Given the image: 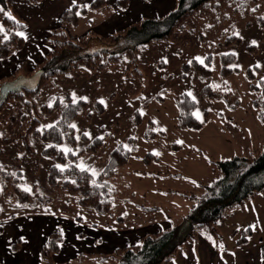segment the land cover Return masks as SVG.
Listing matches in <instances>:
<instances>
[{"label": "rangeland", "instance_id": "obj_1", "mask_svg": "<svg viewBox=\"0 0 264 264\" xmlns=\"http://www.w3.org/2000/svg\"><path fill=\"white\" fill-rule=\"evenodd\" d=\"M30 1L35 2V0ZM236 2L240 0H215L209 8L196 14L195 19L201 26L202 32L199 30L198 34L192 37L197 38L206 49L215 52L219 49L218 29L224 32L230 24L238 22V24L242 23L240 24L242 30L248 21L251 24L257 23L253 17L252 19L244 17L245 19L241 20L240 14H233ZM147 5L151 7L153 4L150 2ZM257 6L264 20V0H258ZM251 7H255V4ZM251 7L249 6V11ZM172 11L159 17L147 14L137 24L145 20L163 19ZM27 12L29 13L24 18L16 9V18L25 24L17 33L25 40L26 47L23 54L16 52L11 59L0 63V99L6 91L10 90L8 87L14 83L15 79L35 75L41 66L37 61L40 62L41 56L43 57L44 51L41 55L40 53L45 39L62 28L59 26L53 29V26L58 24L55 22L56 17L52 18L50 11H46L44 6L38 9L29 8ZM226 15L228 18L225 20ZM91 17L90 15L80 17L77 26L70 28L71 34L66 31L67 36L73 41H79L80 38L86 36L90 28L87 19ZM208 24L214 25L213 32L209 31V33L204 30ZM126 29L127 27L124 31ZM182 30L186 31L185 26ZM261 30L264 31V28ZM124 31L113 35L122 34ZM185 33L187 34H183L179 40L183 41L182 45L189 43L191 37L188 31ZM254 36L260 38L261 34L250 33L249 37ZM165 43L169 45H165V49L162 46L156 47L159 44L153 43L138 53L139 66L142 71L144 69L141 67L140 60L142 58L147 60L148 55H151L150 60H152L150 68L155 67L153 73L150 71L149 78L145 71L146 81L142 82L132 76H126L125 70L129 61L124 59L122 64L109 71L98 73L79 70L70 75H57L50 78L36 92L23 94L22 100H8L0 112V141L2 142L0 144V165L9 167L14 177L20 171L24 175L22 178L21 174V178L15 182L16 188L12 186L9 193L17 197H22L23 194L36 195L48 199L49 203L40 208L17 209L14 207L17 201L14 200L13 195L8 200L0 199V228H2L0 264H22V259H26L27 264H35L33 246L37 235L34 236V232L37 228L42 230L43 226L39 225L40 222L30 225L28 221L36 222L37 219L38 221L47 219L46 216H50L52 220L57 218V223L68 222L70 230H76V224H71L75 221H83L89 227L97 224L112 227L148 224L147 227H149L153 223L162 227V223L170 222L179 229L180 237L191 232L187 215L193 202L181 194L202 196L205 193L204 186L211 185L222 176L215 162L232 159L234 153L228 146L226 138L220 134L215 122L212 121L214 119H209L210 121L204 123L205 127L200 131L180 128L177 96L183 93L190 95V92L200 93L203 101L212 102L202 95V90L197 88L199 84L204 87L212 83V87L218 93H233V96L239 102L241 101L235 89L236 82L234 84L231 79L221 76L220 59H214L211 69L212 77L204 84L198 80L193 69L186 78L182 77V67L186 64L178 69L180 63L177 57L181 55L179 53L181 49L177 47L181 45L178 39L175 44L171 45V48L170 42ZM45 46L48 47L44 45V48ZM236 47H241V45ZM258 48H263L264 52V41L259 42ZM248 53L255 55L258 51L257 53L248 51ZM163 54H165L164 57H162ZM165 61L168 63V65L165 64L168 68L164 69L165 72L156 68L159 63L162 64ZM24 62L25 68L20 70L19 67H23ZM17 68L19 69L15 73L14 70ZM259 74L260 71L256 74L257 78L264 80ZM20 83L27 84V80ZM28 84L33 86L36 80L30 79ZM57 100L60 103L59 108L48 117L43 115L42 107H53ZM79 101H84L88 105L81 111L78 118L69 124L71 127L75 125L72 127L77 137L75 147L66 141L63 144L64 150L71 151L73 147L76 153L83 152L96 139L104 141L102 148L97 152H87L81 155L79 163L81 168L83 166L84 169L96 175L100 174L108 164L111 153L121 143L131 151L127 165L111 179L116 191L114 206L109 215H103L92 208L81 206L80 194H74L61 188L57 191L49 185V172L55 163L43 155L45 145L33 135L35 131L54 126L61 120L65 107ZM98 104L101 107L97 106ZM37 118L39 122L36 121ZM22 135L27 137L35 153L34 156L27 155L23 143L18 141ZM130 139L135 140L134 147L129 142ZM6 140L12 142L3 144ZM259 149L262 150V147ZM263 194H259L255 200L243 207L230 211L228 216L219 223V230L227 246L232 247L239 243L238 239L244 237L243 231L249 227L252 231L251 234L246 235L248 242L253 246L264 245ZM141 205L161 209L148 212L142 210L139 207ZM37 215L39 217L33 218ZM17 223L21 224L22 228L16 227ZM46 229L48 230L47 227ZM69 239L72 242L71 237ZM18 242H21V245L17 247ZM13 245L18 248L16 252L12 251ZM28 255H31V260L27 259ZM62 260L64 261L62 264H100L94 259H86L85 262H79L76 259ZM53 261L57 264L55 260ZM106 264H112V262Z\"/></svg>", "mask_w": 264, "mask_h": 264}, {"label": "trees", "instance_id": "obj_2", "mask_svg": "<svg viewBox=\"0 0 264 264\" xmlns=\"http://www.w3.org/2000/svg\"><path fill=\"white\" fill-rule=\"evenodd\" d=\"M80 1L78 0V4L63 15L62 28L45 39L44 45L48 47L45 46L44 48L43 45L40 53L41 55L44 51L43 57L41 56L40 62L37 61L41 66L37 69L35 75L23 76L21 79L17 78L14 83L9 85L10 90L6 91L0 99V112L8 100H22L23 94L36 92L50 78L57 75H70L79 70L98 73L109 71L122 64L124 59L129 61L125 75L143 82L147 77L139 66L138 53L153 43L169 42L176 31L184 29V24L188 19L194 17L201 10L209 8L215 0H178L177 9L163 19L145 20L139 24L129 26L122 34L114 35L108 39L88 33L79 41H73L67 36L66 31L70 33V28L76 27L80 17L88 12V8H80L82 4ZM252 4H255V7H251ZM257 5L258 0H240L235 4L233 14H240L241 17L239 18L241 20L244 17L250 19L253 17L260 27L264 28L263 16L259 14L260 8ZM106 6L105 0H96L90 6V9L106 10L108 9ZM249 6L251 7L250 11ZM0 8L4 9L3 12H0V63H2L7 59H11L16 52H22L23 54L26 42L18 36L17 32L25 24L22 20L16 18L11 0H0ZM9 14L11 18H9ZM227 18L228 15L224 17L225 20ZM240 24L238 22L232 23L226 27L224 32L222 29H218L220 33L218 48L227 49L231 46L242 45V39L238 36L241 30ZM250 25L251 23L248 21L244 27ZM247 50L251 53H257V48L253 45ZM213 61V55H209L204 64L192 61L184 65L182 67V77L186 78L193 69L198 80L205 84L212 77ZM220 62L221 75L225 78L233 73H240L239 70L234 68L236 64L235 55L223 54ZM22 66L19 67L20 70L25 68V62ZM165 66L163 62L162 64L159 63L156 68L164 70L166 69ZM19 68L14 70L15 73ZM258 72V69L252 68L246 70L244 74L251 83L250 90L253 93L261 94L260 98L254 102V107L258 110L259 120L264 125V80L257 78L256 74ZM30 79L36 80V84L33 86L28 84ZM23 80H27V84L20 83ZM202 95L212 102L226 103L232 111H236L240 107V102L233 96V93H218L212 87V83L204 85ZM177 104L179 108V127L200 131L204 123L196 118L197 104L193 98L187 93L180 94L177 96ZM87 105L88 103L84 101L69 104L65 107L60 121L50 128L35 131L33 135L45 145L43 155L50 160L52 159L55 163L49 172V185L57 191L61 188L74 194L78 193L82 197L79 201L81 206L92 208L103 215H109L114 206L113 201L116 191L111 179L117 175L122 167L127 165L131 151L121 143L111 153L109 162L102 173L96 175L89 170H82L79 166L81 155L87 152L95 153L104 144L103 139H96L83 152L76 153V149H73L77 137L76 131L69 124L78 118ZM59 106L60 103L57 100L53 107H42V114L48 117ZM97 106L101 107L100 104ZM137 120H139L138 116ZM36 121L39 122V119L37 118ZM29 131L31 130L29 129ZM19 140L23 143L27 155L34 156L35 153L27 137L22 135L18 138ZM66 141L73 146L71 151L64 150L63 144ZM10 142L12 141L6 140L3 144H9ZM129 142L134 147L135 140L130 139ZM0 144H2L1 141ZM215 164L221 170L222 176L211 185L204 186L205 193L202 196L181 194L194 202L187 215V221L191 225L190 233L180 237L179 229L174 227L158 234L145 236L139 246L119 249L110 256L97 258L96 260L101 263L111 260L113 264H169L176 254L188 242L195 241L202 231L206 232L212 241L223 243L224 238L218 230V224L228 216L230 211L243 207L264 192V148L258 151L254 149L247 155L235 156L229 160L215 162ZM21 174L23 178L24 175L21 171L14 177L9 167L0 165V199H10L13 194L9 191L12 186L15 187V182L21 178ZM12 197L17 201L14 206L17 209L40 208L49 203L48 199L36 195L23 194L22 197L16 195ZM146 209L148 211L158 210L157 208ZM1 232L2 228H0ZM245 239L247 240V237ZM245 239L239 242L238 245L246 244ZM63 241L64 238L61 233L50 234L46 245L41 250L43 264H55L53 258L60 253V246ZM20 243L18 242L17 247L21 245ZM17 247L13 245L12 251L16 252ZM88 258L81 256L78 261L83 262Z\"/></svg>", "mask_w": 264, "mask_h": 264}, {"label": "crops", "instance_id": "obj_3", "mask_svg": "<svg viewBox=\"0 0 264 264\" xmlns=\"http://www.w3.org/2000/svg\"><path fill=\"white\" fill-rule=\"evenodd\" d=\"M77 1L78 0H35V2H31L30 0H11V3L12 6L15 7V12L17 9L24 18H26L25 15L29 13L27 12L29 8L38 9L41 6H44L46 11H50V16H52V18L56 17L55 22L58 24L55 25V27L53 26V29H55L61 26L63 15L68 10L74 8V6L78 4ZM92 1L94 2L96 0H83L80 5L81 9L88 8V12L84 16H92L90 19H87V24L90 27L88 33H92L98 37L106 39L113 37V34L115 33L124 31V29L126 27L128 28L129 25H136L137 22L143 19L147 14L153 17H159L172 10L174 11L178 5V0H105L107 5L106 7L108 9L95 10L90 9V6L93 3ZM150 2L153 4L151 7L147 5ZM214 2L215 1H213V3ZM195 16L188 19L184 24L186 31H188V34L191 37L196 36V33L199 32V30L202 32L201 26L196 22ZM78 23L79 20L77 24ZM190 26L192 28H190ZM74 27L75 26L72 28ZM213 29L214 25L210 24L206 25L204 28L207 32H213ZM186 31H176L169 41L170 48L171 45L177 42V39L178 43L181 44L180 46L177 45V47L181 49L179 51L181 55L177 57L180 63L178 69L193 60L202 64L209 55H213L214 59H220L221 56L226 53L236 56L237 62L234 65V68L240 72L228 77L234 84L236 82L235 89L241 101L240 107L236 111H232L224 103L206 102L203 101L200 93L192 94L190 92V95L194 98V101L197 104L195 111L196 118L203 123H207L210 121L209 119H214L212 121H214L219 128L222 137L224 136V138H226L228 146L234 153V157L247 155L254 149L257 151L260 150L259 148L264 147V125L260 122L258 110L254 107V102L260 97L259 93H253L250 90L251 83L247 79L244 72L248 69L257 67L256 69L259 68L258 70L260 71L259 76L264 79V52L263 48H258L259 42L264 41V31L261 30L256 22H254L249 27H245L244 29L242 28L240 32V37L242 38L241 47L233 46L224 50L219 48L215 52H212V50L207 48L209 50L208 51L200 43V41L194 37H190L188 41L189 43L182 45L183 41L179 40H181L183 34H187L185 33ZM250 33H254L255 35L261 34V37H249ZM185 36V38H187V35ZM155 44H159L156 45V47L162 46L164 49L166 48L165 45H167L165 42ZM252 45L257 47L258 53L255 55L248 53L247 50ZM164 55L165 54H163L162 57H164ZM150 57L151 55H148L147 60H145V58L140 60L144 73H148V78L149 74H151L150 71L153 73L155 69V67L150 68V64L152 63ZM165 64L168 65L166 61ZM162 71L165 72L164 70ZM238 84L240 86H238ZM197 88L198 90H202L203 86L199 84ZM199 100H201V102H199ZM204 127L205 126H203V128ZM139 207L144 211H148L146 208L156 209L142 205ZM157 209L159 210L161 208L157 207ZM37 217H39V215L33 218ZM46 218L47 219H41L39 221L37 219L36 222L30 220L28 221L30 225L40 222L39 225L43 226L42 230L37 228L39 232H37V230L34 232V236L37 235V237L34 238L33 236L35 239L33 246L35 264H43L41 261V250L43 246L46 245L50 234L55 232L61 233L64 238V241L60 246V253L54 256L56 263L62 264L64 263L62 259H76L78 261V258L81 256L89 257L88 259H94L97 261V258L110 256L119 249L139 246L145 236L158 234L174 228L173 223L170 222L162 223V227L154 223L150 224L149 227H147L148 224H141L139 226H136L135 224V226L130 225L120 227L97 224L89 227L86 226L83 221H75V223L71 222V224H76V230H70L67 225L68 222L60 221L57 223V218H54V221L50 216H46ZM124 223H126V221ZM16 227L20 229L22 228V225H18L17 223ZM251 231V227L244 230V237H240L241 239L239 238L238 241L241 242L244 240L248 233L251 234ZM69 237H71L72 242H70ZM245 241L246 244L244 245L240 246L238 245L239 243H237L232 247H229L224 242L223 244L212 241L208 234L202 231L199 233L197 239L195 241L188 242L184 248L176 254L175 258L169 264H264V245L261 244L253 246L248 242V238L247 240L245 239ZM31 258V255H28L27 259L31 260ZM22 260V264H27L26 259ZM85 261L86 259L83 262ZM110 261H106L104 263L98 262L100 264H106Z\"/></svg>", "mask_w": 264, "mask_h": 264}, {"label": "snow or ice", "instance_id": "obj_4", "mask_svg": "<svg viewBox=\"0 0 264 264\" xmlns=\"http://www.w3.org/2000/svg\"><path fill=\"white\" fill-rule=\"evenodd\" d=\"M4 11V9L3 8H0V12H3ZM9 18H11L10 17V14H9ZM101 103H103V101H101ZM51 127V126H50ZM72 127H75V125H72ZM85 135H88L87 133H85ZM67 151V150H66ZM82 170H85L84 168H83V166H82ZM25 191H29V189H25Z\"/></svg>", "mask_w": 264, "mask_h": 264}]
</instances>
